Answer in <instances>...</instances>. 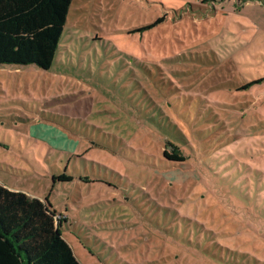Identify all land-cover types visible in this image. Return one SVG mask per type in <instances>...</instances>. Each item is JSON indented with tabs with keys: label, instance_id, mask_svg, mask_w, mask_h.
<instances>
[{
	"label": "rangeland",
	"instance_id": "374dc122",
	"mask_svg": "<svg viewBox=\"0 0 264 264\" xmlns=\"http://www.w3.org/2000/svg\"><path fill=\"white\" fill-rule=\"evenodd\" d=\"M0 105V182L83 264H264V0H73Z\"/></svg>",
	"mask_w": 264,
	"mask_h": 264
},
{
	"label": "trees",
	"instance_id": "16d2710c",
	"mask_svg": "<svg viewBox=\"0 0 264 264\" xmlns=\"http://www.w3.org/2000/svg\"><path fill=\"white\" fill-rule=\"evenodd\" d=\"M72 1L0 0V64L49 69ZM164 158L186 160L180 151L164 152ZM73 179L66 172L53 175L54 182ZM63 221L49 199L0 183V264H83L63 237Z\"/></svg>",
	"mask_w": 264,
	"mask_h": 264
},
{
	"label": "crops",
	"instance_id": "0c3cea01",
	"mask_svg": "<svg viewBox=\"0 0 264 264\" xmlns=\"http://www.w3.org/2000/svg\"><path fill=\"white\" fill-rule=\"evenodd\" d=\"M3 109V107L0 105V110H2ZM1 183V182H0ZM4 185V184H3ZM9 188V187H8Z\"/></svg>",
	"mask_w": 264,
	"mask_h": 264
}]
</instances>
